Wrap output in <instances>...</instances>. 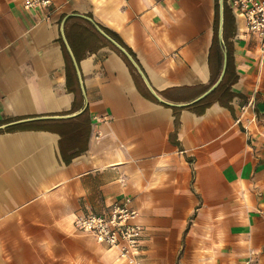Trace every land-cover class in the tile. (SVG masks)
<instances>
[{
    "label": "crops",
    "instance_id": "obj_1",
    "mask_svg": "<svg viewBox=\"0 0 264 264\" xmlns=\"http://www.w3.org/2000/svg\"><path fill=\"white\" fill-rule=\"evenodd\" d=\"M23 1L0 0V264H126L74 226L125 197L144 264H264V56L229 0Z\"/></svg>",
    "mask_w": 264,
    "mask_h": 264
},
{
    "label": "built area",
    "instance_id": "obj_2",
    "mask_svg": "<svg viewBox=\"0 0 264 264\" xmlns=\"http://www.w3.org/2000/svg\"><path fill=\"white\" fill-rule=\"evenodd\" d=\"M229 7L239 13L247 32L258 41V50L264 56V0H229ZM24 9H46L51 0H24ZM247 105H251L248 103ZM245 106H242L243 110ZM138 212L128 197L114 202L101 214H81L74 219L78 231L89 234L97 244L113 248L126 264H144L141 256L142 227L136 222ZM243 264H250L245 259Z\"/></svg>",
    "mask_w": 264,
    "mask_h": 264
},
{
    "label": "trees",
    "instance_id": "obj_3",
    "mask_svg": "<svg viewBox=\"0 0 264 264\" xmlns=\"http://www.w3.org/2000/svg\"><path fill=\"white\" fill-rule=\"evenodd\" d=\"M216 1V5H217V0ZM216 8H218V5L216 6ZM229 10L227 7H224V21L225 23L229 20ZM103 30L105 31V33H107L112 39H114L121 47H123L127 53L129 55H131L133 57V54L130 52V50L128 48L125 47V45L121 42V40L117 37L116 34H114L113 32L109 31L108 29L103 28ZM215 30H216V21H215ZM108 44V43H107ZM109 45V44H108ZM115 50L121 54L122 58L124 59V61L126 62L127 66L129 67L130 70H134V66L131 63V61L129 60V58L127 57L126 54H124L121 50H119L118 48H115ZM63 53L65 56V60H69L68 55L66 53V51L63 49ZM134 58V57H133ZM218 64H219V58H218ZM233 72L231 71V78L233 77ZM231 79V83H232ZM225 83L226 81H222L217 88H215L209 95L205 96L203 99H201L198 102H195L189 106H187L188 109H193V111L196 112H202L208 105H210L213 101L217 100L219 101L220 104L222 105H227V102L231 99L232 94L229 92L228 88L225 87ZM180 109L179 108H173L174 114H175V122H176V118L178 116V111Z\"/></svg>",
    "mask_w": 264,
    "mask_h": 264
}]
</instances>
